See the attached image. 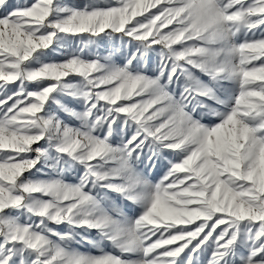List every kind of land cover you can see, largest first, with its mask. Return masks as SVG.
Listing matches in <instances>:
<instances>
[{
	"label": "snow or ice",
	"instance_id": "snow-or-ice-1",
	"mask_svg": "<svg viewBox=\"0 0 264 264\" xmlns=\"http://www.w3.org/2000/svg\"><path fill=\"white\" fill-rule=\"evenodd\" d=\"M0 264H264V0H0Z\"/></svg>",
	"mask_w": 264,
	"mask_h": 264
},
{
	"label": "rangeland",
	"instance_id": "rangeland-1",
	"mask_svg": "<svg viewBox=\"0 0 264 264\" xmlns=\"http://www.w3.org/2000/svg\"><path fill=\"white\" fill-rule=\"evenodd\" d=\"M55 58V57H54ZM90 249L88 247L81 248V251H89Z\"/></svg>",
	"mask_w": 264,
	"mask_h": 264
}]
</instances>
